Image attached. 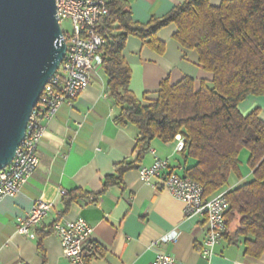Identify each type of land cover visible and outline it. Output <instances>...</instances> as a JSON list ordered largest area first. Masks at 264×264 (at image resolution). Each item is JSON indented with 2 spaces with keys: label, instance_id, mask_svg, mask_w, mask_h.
<instances>
[{
  "label": "crops",
  "instance_id": "obj_1",
  "mask_svg": "<svg viewBox=\"0 0 264 264\" xmlns=\"http://www.w3.org/2000/svg\"><path fill=\"white\" fill-rule=\"evenodd\" d=\"M126 1L132 19L143 24L152 16H164L184 0ZM220 1L209 0L215 6ZM176 30L169 24L157 32L156 37L165 45L163 53L137 36L126 38L121 52L131 70L129 89L138 99H154L164 79L172 84L186 76L196 85L211 79L197 62L196 51L185 49L172 37ZM106 78L100 67L95 68L73 104L61 105L46 120L36 147V170L17 194L0 200V264H67L50 226L56 220L78 217L93 228L97 250L88 264H150L158 253L172 256L177 264H205L199 255L206 233L205 218L185 216L182 201L142 182L138 171L139 166L153 162L150 149L168 159L169 169L179 175L193 161L175 149L176 140L163 143L159 139H153L137 160V129L132 124L121 126L113 119L119 108L107 92ZM257 107L264 121L263 96L249 95L238 104L242 114ZM248 156L242 149L240 164H246ZM132 161L118 182L104 185L109 176H117V164ZM250 174L251 170L242 173L241 180L231 175L217 191L239 185ZM35 200L51 203L49 212L31 236L17 234L18 216L28 212ZM169 232L177 233L176 240L158 242ZM231 234L230 230V236L214 246L215 264H264V252L258 258L247 256L242 242Z\"/></svg>",
  "mask_w": 264,
  "mask_h": 264
},
{
  "label": "trees",
  "instance_id": "obj_2",
  "mask_svg": "<svg viewBox=\"0 0 264 264\" xmlns=\"http://www.w3.org/2000/svg\"><path fill=\"white\" fill-rule=\"evenodd\" d=\"M109 16L98 26L105 37L101 69L107 92L119 110L117 124L137 129V160L153 139L174 142L183 138L180 150L193 163L183 176L198 182L203 195L216 192L231 175L241 180L239 153L247 149L246 166L250 178L226 190L228 209L223 237L234 236L244 246V254L258 258L264 252V121L260 108L247 114L238 104L249 95L264 97V0H184L162 17L146 23L132 19L126 0H110ZM177 28L173 38L185 49L197 53L199 65L210 74L198 85L190 77L174 83L161 81L154 99H138L129 89L131 70L121 51L126 38L134 35L157 53L165 45L156 36L169 25ZM115 166L116 183L122 170L133 164Z\"/></svg>",
  "mask_w": 264,
  "mask_h": 264
},
{
  "label": "built area",
  "instance_id": "obj_3",
  "mask_svg": "<svg viewBox=\"0 0 264 264\" xmlns=\"http://www.w3.org/2000/svg\"><path fill=\"white\" fill-rule=\"evenodd\" d=\"M110 0H55L56 17L65 41V54L57 69L46 81L39 99L32 108L26 124L25 133L16 148L13 158L0 169V200L14 196L19 188L34 173L39 158L38 144L49 119L63 104L72 105L89 82L90 73L101 68L102 46L105 37L98 32L97 26L109 16ZM68 24L63 28V23ZM175 149L183 148V138L176 136ZM154 160L149 166H139L142 182L160 187L183 202L187 217L203 216L206 233L199 251L205 264L213 262L214 246L222 240L226 229L225 212L228 209L226 190L216 191L204 196L201 185L169 169L168 159L159 157L153 149ZM65 193L64 190L61 191ZM51 203L35 200L25 214L18 216L16 233L31 236L33 230L47 215ZM58 237L62 257L67 264H88L96 254L92 240L93 228L83 218L69 221L56 220L50 226ZM176 232L161 235L158 242L174 241ZM156 242H154L155 244ZM150 264H177L175 259L158 253Z\"/></svg>",
  "mask_w": 264,
  "mask_h": 264
},
{
  "label": "water",
  "instance_id": "obj_4",
  "mask_svg": "<svg viewBox=\"0 0 264 264\" xmlns=\"http://www.w3.org/2000/svg\"><path fill=\"white\" fill-rule=\"evenodd\" d=\"M55 0H0V169L65 54Z\"/></svg>",
  "mask_w": 264,
  "mask_h": 264
},
{
  "label": "rangeland",
  "instance_id": "obj_5",
  "mask_svg": "<svg viewBox=\"0 0 264 264\" xmlns=\"http://www.w3.org/2000/svg\"><path fill=\"white\" fill-rule=\"evenodd\" d=\"M62 25H63V28H64V29L68 27V24H66V22L63 23ZM245 150H247V149H245ZM246 165H247V164H240V169L242 170V173H243V174H245V172H248V171L250 170L249 167L246 166Z\"/></svg>",
  "mask_w": 264,
  "mask_h": 264
}]
</instances>
